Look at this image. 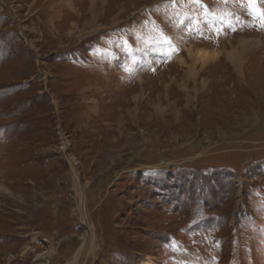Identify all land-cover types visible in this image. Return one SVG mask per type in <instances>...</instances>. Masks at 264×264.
<instances>
[{
  "label": "rangeland",
  "instance_id": "374dc122",
  "mask_svg": "<svg viewBox=\"0 0 264 264\" xmlns=\"http://www.w3.org/2000/svg\"><path fill=\"white\" fill-rule=\"evenodd\" d=\"M262 11L0 0V264H264Z\"/></svg>",
  "mask_w": 264,
  "mask_h": 264
},
{
  "label": "bare ground",
  "instance_id": "6f19581e",
  "mask_svg": "<svg viewBox=\"0 0 264 264\" xmlns=\"http://www.w3.org/2000/svg\"><path fill=\"white\" fill-rule=\"evenodd\" d=\"M96 1V0H95ZM100 1V0H99ZM100 5V3H99ZM102 8V7H101ZM98 10H100L99 8L97 7H93L90 11L93 15V18H94V21H90L86 24H88L89 26L91 25V28H93L94 31L92 32H97V30L99 28L96 29V25L95 24V21H96V17H97V14H98ZM102 10V9H101ZM99 31V30H98ZM255 42V39H249V38H240L239 39V45L237 46V48H235L233 51H230L231 53H229L230 57L231 58H238L240 59L242 56H245L247 53H249L248 51L249 48L252 46V44ZM195 47V46H194ZM192 49L193 52H191V57L195 56V59L196 60H199V61H210V60H214L216 61L218 58V52L217 51H213L209 48H205V47H199L197 46L196 49ZM252 49V48H250ZM239 56V57H238ZM179 60L181 61L182 58H179ZM183 61V60H182ZM199 63V62H198ZM201 64V63H200ZM208 64V63H207ZM206 67V66H205ZM80 207L81 209L84 211V215H85V199H84V195H80ZM90 228V227H89ZM93 230V229H91ZM93 232V231H92ZM93 235V234H92ZM93 238V237H92ZM95 240V239H94ZM82 254V249L78 252V254L74 257V259L72 261H69L68 263L66 264H76V262L79 260L80 256Z\"/></svg>",
  "mask_w": 264,
  "mask_h": 264
},
{
  "label": "snow or ice",
  "instance_id": "6c2138e0",
  "mask_svg": "<svg viewBox=\"0 0 264 264\" xmlns=\"http://www.w3.org/2000/svg\"><path fill=\"white\" fill-rule=\"evenodd\" d=\"M260 15H264V11H262V12L260 13Z\"/></svg>",
  "mask_w": 264,
  "mask_h": 264
}]
</instances>
